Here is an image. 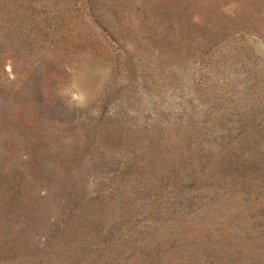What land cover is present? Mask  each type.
I'll return each instance as SVG.
<instances>
[{
    "label": "rangeland",
    "instance_id": "374dc122",
    "mask_svg": "<svg viewBox=\"0 0 264 264\" xmlns=\"http://www.w3.org/2000/svg\"><path fill=\"white\" fill-rule=\"evenodd\" d=\"M0 264H264V0H0Z\"/></svg>",
    "mask_w": 264,
    "mask_h": 264
}]
</instances>
